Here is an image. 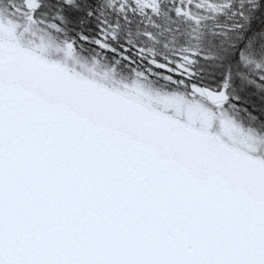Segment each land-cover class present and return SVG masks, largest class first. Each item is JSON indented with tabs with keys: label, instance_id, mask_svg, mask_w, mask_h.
<instances>
[{
	"label": "water",
	"instance_id": "1",
	"mask_svg": "<svg viewBox=\"0 0 264 264\" xmlns=\"http://www.w3.org/2000/svg\"><path fill=\"white\" fill-rule=\"evenodd\" d=\"M0 264H264V164L0 39Z\"/></svg>",
	"mask_w": 264,
	"mask_h": 264
},
{
	"label": "trees",
	"instance_id": "2",
	"mask_svg": "<svg viewBox=\"0 0 264 264\" xmlns=\"http://www.w3.org/2000/svg\"><path fill=\"white\" fill-rule=\"evenodd\" d=\"M37 1V20L27 25L22 36L15 31L26 26V0H0L1 37L31 49L45 62H59L77 78L163 114H171L167 106L160 108L159 99L165 95L198 101L209 114L215 113L216 105L194 90L227 84L230 97L223 109L227 107L251 122L259 134L257 140L264 145V71L239 64L247 53L258 57L262 52L264 57L262 5L240 14L238 29L234 30L230 9L220 22L212 16L202 22H188L178 14L173 17L174 11L173 15L164 13L166 21L160 22L141 18L128 4H124L123 13L113 15L105 12L100 0H62L61 4L58 0ZM111 16L125 18L124 28H119L123 35H117L119 29L113 26L118 22L106 20ZM170 17L178 25H169ZM70 38L75 43L72 49L65 42ZM256 60L264 61L260 57ZM243 109L253 118L244 116Z\"/></svg>",
	"mask_w": 264,
	"mask_h": 264
},
{
	"label": "rangeland",
	"instance_id": "3",
	"mask_svg": "<svg viewBox=\"0 0 264 264\" xmlns=\"http://www.w3.org/2000/svg\"><path fill=\"white\" fill-rule=\"evenodd\" d=\"M123 1H126V0H123ZM35 2L37 3L35 4ZM100 2L102 4L101 6L103 8L105 7L104 9H108L110 13H113V15H116V13L120 14L119 11H114L116 10L115 8L116 5H113V3L107 4L105 0H102V1L100 0ZM32 5L38 6L39 3L37 0H26L27 9L25 10V14H24L26 15L25 16L26 26L25 27L21 26L20 31L16 29L15 33H21V35L23 36V31L27 29V25L30 24V22H32L33 20H35L33 19L35 17L33 16V12L29 11V8ZM130 5H131L130 9H132L133 11H134V8L136 10H139L136 5L134 4H130ZM212 5L209 2H207L205 7L198 6V8H196V10L201 9L200 11H205V12H202L199 16H196L197 17L196 22H202L203 19L210 17V16H212V18H215V19L225 17L224 10L226 9V7L224 8L223 11H219L217 13V11L214 10V8H211ZM208 9L210 10L207 12ZM177 12L174 11L175 15H173V17H176ZM30 16L32 17L31 19H30ZM2 19L3 17L2 15H0V25H1V22L3 21ZM173 23L174 25H178L176 20H174L173 18L168 20L169 25ZM178 28L180 27L178 26ZM119 32H120V29H119ZM129 32L131 33V35L133 34V32L130 29H129ZM1 36L2 35H0L1 45H13V50L24 49L17 42L8 41L6 38L1 37ZM69 40H70V43H74V39H71V38L67 39L68 42ZM25 50L29 52L32 51L31 49L30 50L25 49ZM64 50L65 48L62 47V51ZM59 51H61L60 48H59ZM259 57L264 60L262 52L260 53L258 57H255L254 55L247 53L245 54L243 58L239 60V64L249 65L251 69L257 72L264 71V61L260 63L258 60H256V58H259ZM47 67L56 68V69H64L63 65L60 64L59 62H49V63L47 62ZM70 76L76 77L71 74ZM251 80H252L251 78L247 77V82H251ZM88 83H91V82L81 79V85L88 84ZM93 85H96L99 87V85L97 84H93ZM194 92L202 96V90L195 89ZM229 97H230V93L228 92V99ZM117 98H124V97L115 93V99ZM159 100L161 101L160 108L165 110L167 106V109L170 110L171 114L165 113V115L175 118V124H187L188 131L220 138L221 144L227 143L232 153L256 160L264 164V145L260 144L259 141L257 140L256 134L257 135L259 134L257 132L255 134L254 132L255 127L251 125L252 124L251 122H245L244 118L243 119L241 118V114L234 112V111L229 112L227 107L226 109H223L224 103L220 104L219 106H215L216 108L215 109L213 108L215 113L212 112L209 114V110L203 107L198 101L188 102L187 99H179V98L172 97V96H171V99H169L167 95L162 96ZM134 103H137V102H134ZM154 111H157L163 114V112L160 110H154ZM243 115L253 118V115L251 116V114H249V112L246 111L245 109H243Z\"/></svg>",
	"mask_w": 264,
	"mask_h": 264
},
{
	"label": "flooded vegetation",
	"instance_id": "4",
	"mask_svg": "<svg viewBox=\"0 0 264 264\" xmlns=\"http://www.w3.org/2000/svg\"><path fill=\"white\" fill-rule=\"evenodd\" d=\"M58 2L61 4L63 1L58 0ZM105 2L107 4L113 3V5H116L118 9L115 6L116 10L114 11H119L120 13L124 12V4H128V5L134 4L139 9V10H136L134 8V11L138 12L141 18L158 20L160 22L166 21L164 13L167 12L173 15V11L175 12L178 11L177 14L182 16L183 18H186L188 22L189 21L196 22V19H197L196 16H199L202 12H205V11H200L201 9L196 10V8H198V6L205 7L206 3L209 2L211 5L213 4L211 8H214V10H216L217 13L219 11H223L225 7L227 10L228 9L231 10V21H232L234 30L238 29L237 23L240 19V14H243L245 10L248 12L249 9H253L254 7L262 5L263 11H264V0H130V1L129 0H126V1L105 0ZM36 3L37 2H35V4ZM37 7L38 6L36 5H32L29 8V11L33 12V16H36V13L34 12V10H36ZM226 9L224 10V13L227 12ZM104 10L106 13L109 12L108 9H104ZM209 10L210 9H208L207 12ZM31 16H30V19L32 18ZM143 16H146V17H143ZM33 19H35V17ZM109 19H112L113 23L118 22L117 24H113L115 28H120V29L124 28L123 21L125 20V18L123 16H117V17H111V18L106 17L107 21H109ZM221 19L222 18H219V22L221 21ZM58 20L60 21V16ZM129 24L130 23H126V25H129ZM121 33L122 32L117 33V35ZM72 45L74 46V43Z\"/></svg>",
	"mask_w": 264,
	"mask_h": 264
}]
</instances>
